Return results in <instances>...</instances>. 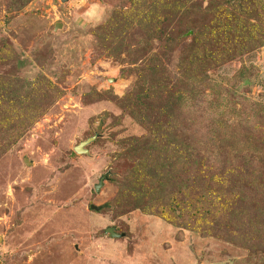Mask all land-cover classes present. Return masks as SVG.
Instances as JSON below:
<instances>
[{"label": "rangeland", "instance_id": "rangeland-1", "mask_svg": "<svg viewBox=\"0 0 264 264\" xmlns=\"http://www.w3.org/2000/svg\"><path fill=\"white\" fill-rule=\"evenodd\" d=\"M262 35L264 0H0V264H264Z\"/></svg>", "mask_w": 264, "mask_h": 264}, {"label": "water", "instance_id": "water-1", "mask_svg": "<svg viewBox=\"0 0 264 264\" xmlns=\"http://www.w3.org/2000/svg\"><path fill=\"white\" fill-rule=\"evenodd\" d=\"M62 1L66 2L68 0H62ZM98 137H99V134L98 133H95L93 136L88 137L86 140L82 141L78 146L75 147V149H74L75 152L78 153V154H87L88 155L89 154V150L87 149V146H89L91 143L95 142ZM25 162L26 163H29L27 157L25 158ZM106 178H107V175H105L104 177H102L100 186L103 185V182H104V180ZM100 186H97V191L100 190ZM108 232L113 237H116L117 236V234L114 232L113 229H108ZM0 241H1V238H0Z\"/></svg>", "mask_w": 264, "mask_h": 264}, {"label": "trees", "instance_id": "trees-1", "mask_svg": "<svg viewBox=\"0 0 264 264\" xmlns=\"http://www.w3.org/2000/svg\"><path fill=\"white\" fill-rule=\"evenodd\" d=\"M262 39L264 40V35H262ZM252 43H254V40H253ZM258 44L262 45V44H264V42H262V43H258ZM161 165H162V166H161ZM176 165H177V162H174V163H168V164H162V163H161V164H160V167H161L162 172L165 171V172L168 173V171L171 170V169H173ZM162 172H161V173H162ZM167 183H168L167 180H163V182H162L160 185H161V186H163V185H167Z\"/></svg>", "mask_w": 264, "mask_h": 264}]
</instances>
